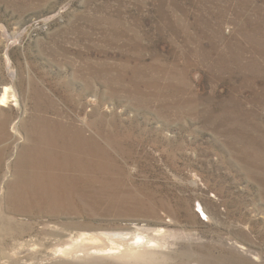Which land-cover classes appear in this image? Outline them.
I'll return each mask as SVG.
<instances>
[{
    "label": "rangeland",
    "instance_id": "1",
    "mask_svg": "<svg viewBox=\"0 0 264 264\" xmlns=\"http://www.w3.org/2000/svg\"><path fill=\"white\" fill-rule=\"evenodd\" d=\"M6 85L0 264H264V0H0Z\"/></svg>",
    "mask_w": 264,
    "mask_h": 264
},
{
    "label": "bare ground",
    "instance_id": "2",
    "mask_svg": "<svg viewBox=\"0 0 264 264\" xmlns=\"http://www.w3.org/2000/svg\"><path fill=\"white\" fill-rule=\"evenodd\" d=\"M14 89V88H13ZM38 90L35 89V93L37 92ZM42 92V90H40V93ZM43 98V97H42ZM45 100V99H44ZM11 101L15 102V105L18 104L19 101H17V96H16V93L12 90L11 87L9 86H4L0 92V105L1 106H4V105H7L8 103H10ZM46 101V100H45ZM3 119V118H2ZM1 120V119H0ZM7 120V118H6ZM4 122V121H3ZM2 123V121H1ZM6 124V123H5ZM5 124H3L5 126ZM33 128H34V132L36 129H38L39 131V135H38V138L36 139H39L40 142H46L47 146L48 145H51L53 146L56 142V138L57 137V131L60 133L58 134L59 137L63 138L65 137V143L67 144L68 147H73V145H76V147L78 149H80L83 153H89L90 154V150H89V147L92 148V143H94V141L92 140V138L90 136H87L83 131L82 129L81 130H78V131H75L74 134H71L70 136H68L66 134V132L64 133V131H67L66 129L68 128H65V127H61L58 125L57 121L55 118H50V117H47L45 116L44 118H35L34 121H33ZM8 125V124H7ZM62 125V124H60ZM64 126V125H63ZM1 127V126H0ZM3 127V126H2ZM6 127V126H5ZM4 129V127H3ZM78 129V128H77ZM5 130V129H4ZM69 130V129H68ZM73 130V129H72ZM7 131V130H6ZM11 132V131H10ZM14 132V135H15V138H18L16 137L17 134H19V131L18 129L15 127V130L13 131ZM64 133L63 135L61 134ZM73 133V132H72ZM4 134V133H3ZM6 134V133H5ZM0 135H2V132H0ZM33 135V134H32ZM32 135L30 134V136L32 137ZM19 136V135H18ZM28 135H26V137H28ZM68 136V137H66ZM2 137V136H1ZM6 137V135L4 136ZM20 137V136H19ZM21 139V137H20ZM18 139V140H20ZM25 139V137H24ZM32 139H34V137H32ZM94 139V138H93ZM2 140V139H1ZM0 140V141H1ZM22 140V139H21ZM5 141V140H4ZM96 142V141H95ZM1 144V143H0ZM96 145V144H95ZM94 145V146H95ZM99 145V144H98ZM1 148V147H0ZM2 149V148H1ZM4 150V149H2ZM95 150V148H94ZM27 151V147H23L21 148L20 150V158L18 157L13 163H12V166H10V164L7 162L6 164V172L5 174L2 176V181L3 183H5L7 177H8V174L10 172H12V175H13V179H15V174L17 175V168L20 169V167H22V165L24 164V161L22 158L23 156V153ZM99 151V150H98ZM41 152V150L39 151ZM95 152V151H94ZM99 154V152H98ZM97 154V155H98ZM92 155V153H91ZM100 155V154H99ZM37 156L39 155H36V157H32L31 159H36ZM42 157V156H41ZM39 156V159H44L43 157L41 158ZM47 159H53L52 157H46ZM3 159V156L2 158L0 157V160ZM83 162L81 164H77V166H75V162L76 160H71L69 161L68 163V166L70 167H73L72 169L75 170L74 167H76L80 173L83 171H86L88 168H97L98 167V159H82ZM37 165V167L39 168V170H41L43 168V164L39 163V162H34V163H31L29 166H31L32 168L36 167L33 165ZM37 168V169H38ZM1 170V169H0ZM75 170V171H76ZM31 171H29L30 173ZM35 173H36V170H35ZM6 178V179H5ZM17 178V177H16ZM15 180L14 181H11V182H6L5 183V186H6V191L8 192V194L10 195L11 194V189L13 187V185H15ZM160 231V230H159ZM83 237L80 239L81 241H83V245L80 246L77 250H89L91 249L92 251L94 252H107V253H116L117 251H120L121 250V247L123 246H126L125 248L128 249V248H131V247H137V246H144V245H149L151 242H153L154 244L157 243L156 240L154 239H147L145 235H143L141 232H137L134 236H132L133 238V242L130 243V244H123V243H119L113 239H111L109 241V244H106V245H95V246H90L89 244H91L90 242H98L97 240V237H92L91 235H82ZM114 236H117L118 239L121 237L122 239H126L124 234L122 233H118V234H114ZM120 238V240H122ZM117 239V238H116ZM107 240V239H106ZM81 245V244H80ZM73 251H76V249H72ZM59 252H65L67 253V251H64L62 249H59ZM72 252V251H71ZM121 252V251H120Z\"/></svg>",
    "mask_w": 264,
    "mask_h": 264
}]
</instances>
